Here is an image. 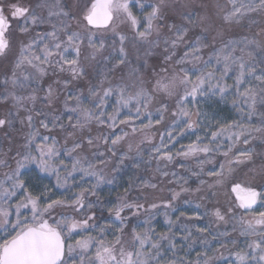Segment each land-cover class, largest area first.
Listing matches in <instances>:
<instances>
[{"label": "snow or ice", "instance_id": "6c2138e0", "mask_svg": "<svg viewBox=\"0 0 264 264\" xmlns=\"http://www.w3.org/2000/svg\"><path fill=\"white\" fill-rule=\"evenodd\" d=\"M228 3L231 8L223 10V24H239L246 13H264V0ZM134 7L143 12L145 4L143 0L0 2V59L6 61L0 72V107L5 108L0 115V167L8 168L0 175V264H217L220 260L264 264V211L254 207L264 208V183L250 184L234 172L237 165L252 158L251 151L237 145H248L253 133L264 134V113L259 127L245 123L243 116L247 109L251 120L257 104L264 106V68L257 74L244 59L246 50L260 43L246 37L225 41L219 29L210 35L213 24L208 23V15L195 18L193 11L183 10L187 5L180 0H157L143 16L135 14ZM13 36L19 47L9 58ZM129 44L137 61L143 48L144 75H139L141 67H130ZM205 49L207 59L202 56ZM125 67L130 69L131 84L123 76L117 78L120 83L109 79ZM149 69L151 77L146 82ZM97 77L98 82L93 83ZM228 79L233 83L228 84ZM85 80L87 95L69 87ZM230 93L233 106L242 115L219 126L203 124L202 113L186 105L187 97L195 104L197 97L224 100ZM113 97L112 111H108ZM142 117L148 123L138 127L136 121ZM155 125L165 129L159 133L158 144L147 134ZM94 129H100L99 133ZM199 129L203 135L173 151L178 137ZM137 134L151 147L162 178L170 173L159 164L166 168L174 161L188 175L171 172L174 179L168 183L177 184L179 190L169 189L170 196L157 202H149L146 193L131 196L130 186L110 206L102 203L98 190L115 180L107 177L104 168L117 156V145ZM124 159L121 155V164ZM191 160L196 161V168L181 162ZM117 170L114 166L113 171ZM204 175L213 178L209 188L224 189L227 208L217 204L203 214L193 211L189 215L180 210L178 202L182 194L201 191L206 184ZM197 181L196 188L186 187ZM85 182L90 186H83ZM146 187L156 189L158 185ZM201 206L196 204V209ZM105 208L107 217L103 216ZM237 209L245 215L237 218ZM176 212L179 215L172 219ZM142 215V221L132 224ZM159 215L167 231H156L153 221ZM205 216L213 218L205 226L182 223V218L199 221ZM229 218L236 221L231 233L245 237L246 247L230 250L225 256L220 249H226L229 242L238 247L231 233L218 227L227 225ZM213 241L220 245L214 255L204 251L197 252L195 260L185 259L194 246L207 249ZM181 251L183 256L178 255Z\"/></svg>", "mask_w": 264, "mask_h": 264}, {"label": "rangeland", "instance_id": "374dc122", "mask_svg": "<svg viewBox=\"0 0 264 264\" xmlns=\"http://www.w3.org/2000/svg\"><path fill=\"white\" fill-rule=\"evenodd\" d=\"M0 2L7 4L9 2H12V0H0ZM19 2L28 5V4H35L36 0H19ZM134 2V0H133ZM145 4L144 11L141 12L138 7H134L132 10L135 14L143 16L146 12L150 11V5L157 2V0H143ZM180 3L187 5L186 8H184V11H193L195 14V18H198L200 15L207 14L209 17L208 23L213 24V30L211 31L210 35L216 34V29H219L222 32V39L223 40H240L243 38L248 39H255L260 43L259 47L253 46L246 50L244 54V59L246 62L249 63L250 66L255 67L256 73L260 74L261 69L264 68V64L261 63V61H264V13H246L245 17H243L239 24L232 23V24H223L222 17L224 14L223 10H228L231 8V5L228 3V0H180ZM207 26V25H203ZM43 29L37 28L36 31H42ZM122 31L127 32L129 36L131 37V33L129 32L128 28L125 26H122ZM196 32L200 31V28L198 27ZM13 48L11 52L9 53V58H11L13 55H15L18 51V43L16 42L15 36H13ZM217 44L219 45V39L217 41ZM144 47H147L146 45ZM129 51L132 53L131 55V65L130 67H141L144 63L143 58V48L141 49V59L137 61L136 55H135V49L132 48L131 44H129ZM155 51H162V49H157ZM247 52H251V56L247 55ZM182 54V52L180 53ZM237 55H240V52L237 51ZM208 50L205 49L202 53L203 59L208 58ZM149 62H152V58H148ZM6 64V61L0 59V72L3 71L4 65ZM188 67H191L189 64ZM91 70V69H90ZM129 68L125 67L122 68L121 71L116 72L115 74H110L109 79L113 80L114 83H120V80L117 79L120 76L124 77V82H127L131 84V81L128 78V72ZM159 71V69H157ZM139 75H144V71L142 68V71ZM219 75V73H217ZM151 77V70L149 69L147 71V75L145 76V81L147 82L149 78ZM194 78V77H193ZM99 80V77H97L96 80L93 81V83H97ZM47 83V79L45 80V84ZM228 84H232L233 80L228 79ZM70 88L83 92L84 95H87V87H88V81H82V82H73L72 85L69 86ZM129 90H132L131 88ZM234 89L232 92L234 93ZM63 99V97H61ZM115 99V97L110 99L109 105L107 106L108 111H112V101ZM234 99L233 94H229L224 100H221L219 96H206V97H197L195 104L192 103V98L187 97L186 98V105L187 107L193 111H199L202 113L201 116V122L203 124H211L214 126H219V124H225L230 121H237L241 118L242 113L238 111L237 107H234L232 104V100ZM175 99H172L170 101V104L174 107L175 106ZM39 106V105H38ZM62 105H58V107H61ZM155 107L156 105L152 107L153 114L155 115ZM127 112V110H124ZM5 112L4 107H0V115H3ZM262 113H264V106H261L257 104L256 107V114L251 117V120L247 117V109H245V112L243 113L244 121L245 123H251L252 125H255L257 127L261 124V116ZM123 118V117H121ZM195 118V117H194ZM67 122L65 118V123ZM141 123H148L147 119L142 117L141 120L136 121V125L139 127ZM166 123L169 125L171 124L170 119H167L166 116ZM96 129H94L95 132ZM43 131V130H41ZM107 132L108 130H104ZM130 131V129H128ZM165 131L164 127L162 125H155L154 128L148 130L147 134L152 138L153 143H159V133ZM97 134V133H95ZM196 135H203L202 129L194 130L191 133H186L182 137H178V143L175 144V149L180 148L181 145H187L190 142L194 141L196 139ZM3 136V133L0 132V137ZM21 140V137H17L16 143L19 144ZM144 141V136L141 134H137L136 136H129L125 141L122 142V144L117 145V156L112 158L111 163L106 167V171L104 170L105 174L108 178L115 177L113 184H104L101 186V188L98 190V195L101 197V202L105 203L110 206L111 203L116 202L118 196L124 195V190L126 188H129L131 186V196H137L141 193L148 194V199L154 195L152 192V188L146 187L150 183L145 178H136L135 172L141 171L144 167H148L150 165H155L156 168H158V162L152 158V149L148 145L146 141ZM8 141L4 142V148L5 151L7 150ZM129 145H131V150L129 151ZM264 145V134L262 133H253L252 137L250 138V142L248 145H244L243 143H240L237 145L238 148L247 149L251 151L252 158L251 160H245L243 163L237 165L234 168V172L236 176L240 180L247 181L250 184L259 186L260 184L264 183V148L262 149ZM171 147V145H170ZM261 148V149H259ZM101 151H103V147H101ZM91 153L89 152V155ZM125 155L124 162L120 163V156ZM224 161L223 159L221 160ZM185 163L186 167H192L196 168V161H181ZM12 166H15V162L12 161ZM166 163V162H165ZM226 163V162H225ZM134 164H137L138 167H135ZM118 166L117 171H113V167ZM227 166V164H226ZM34 167V166H29ZM159 167L163 170H166L170 173L169 177L170 180L174 179L171 176V172L175 171L178 173H181L182 175H188V173L185 172L184 169L180 168L178 165L174 166V163L167 164V167L165 168L164 163H160ZM205 167L210 168L212 166L206 165ZM215 167L219 169V164H216ZM7 167H0V175H2L4 172H7ZM22 171H24L22 169ZM208 176L204 175L202 178L205 179ZM53 182H54V178ZM77 179H79V176L77 175ZM195 179V178H194ZM45 183H48V180L45 179ZM180 183H183V181H180ZM199 183V181H197ZM83 186H90L88 182H85ZM229 185V189H230ZM79 189H75V191H78ZM259 190V189H258ZM223 188L218 187L216 192L217 195H213V192L206 193L203 195L204 199H197L198 196L196 194L193 195V199L191 200L192 203L190 204H181L179 206L180 210L187 212L189 215L193 213V211H198L199 213L203 214L205 212L206 208H211L213 205L220 206L222 209L226 210L227 208V202L223 195ZM135 193V194H133ZM61 194V190H57V195ZM69 193L68 195H70ZM165 197V195H164ZM162 198V197H160ZM166 198V197H165ZM93 201H95V197H91ZM234 199V197H233ZM196 204H201V208L196 209ZM256 211H264V208H261L259 205L254 206ZM163 210H161L162 212ZM104 212L107 213V209L105 208ZM179 215V212L172 213V219H175L176 216ZM245 215V213L242 210L237 209L236 210V217H240ZM141 217V216H140ZM144 219V216L142 215V218L139 221H142ZM212 217H203L199 221H187L183 220L182 223L188 224L189 226L196 224L199 226H205L209 223V220H212ZM137 218H134L132 220L133 224H135ZM138 223V221H137ZM236 223L235 220H232L229 218V223L227 225L220 224L218 227L221 231L227 230L231 233V229L233 224ZM153 225L156 228V231L158 232H164L167 231V226L164 224V218L162 215H159L156 217V219L153 221ZM177 228L179 225L176 226ZM195 233V228L193 227L191 229ZM215 231V226L212 229ZM131 228L128 229V233L130 234ZM86 235V234H85ZM231 236L233 239H236L238 241V247H234L230 242L227 245L226 249H220L221 252L224 253L225 256H228L229 251H235L239 250L240 247H246L245 237H240L238 232L231 233ZM75 238H79L78 236ZM111 238V236H109ZM130 238V237H126ZM211 239V237H209ZM177 243H179V237L177 238ZM220 248L219 243L216 241H213L211 246L207 249L200 247L199 245L194 246V248L188 253V255L185 257V259H192L195 260L197 257V252H204L207 251L209 256L214 255V252L216 249ZM178 255L183 256L184 253L181 251L178 253ZM217 264H227L226 260H220L217 262Z\"/></svg>", "mask_w": 264, "mask_h": 264}, {"label": "trees", "instance_id": "16d2710c", "mask_svg": "<svg viewBox=\"0 0 264 264\" xmlns=\"http://www.w3.org/2000/svg\"><path fill=\"white\" fill-rule=\"evenodd\" d=\"M126 27V26H125ZM127 28V27H126ZM89 71L91 72V70L89 69ZM93 82V81H92ZM181 94H183V91H181ZM104 130H107V129H104ZM100 129H96L95 130V133H99ZM264 148V145L262 147V149ZM261 149V148H259ZM220 160H224V158L221 156L219 157ZM174 163V166H176L177 164L175 163V161L173 162ZM106 168V167H105ZM104 168V170L106 171V169ZM136 174V178H145L146 180H148L150 183H155L158 185V187L156 189H153L152 192L154 195H152L150 198H149V202H157L160 197L162 198H165V197H169L170 196V192H169V189H172V188H175L176 190H179V187L177 184L175 183H172V184H169L168 181L170 180V177H167V178H162L161 177V174L160 172L157 171V168L155 167V165H150L148 167H144L141 171H138V172H135ZM194 179V178H193ZM206 181V184L201 186V191H199L198 193H195L196 196H198L197 199L203 197V195H205L206 193H212L213 191H217V188H209L208 187V183H211L213 178H210V177H207L204 179ZM198 185V183H190L189 185H186V187H190V188H196ZM163 188L164 191H160V189ZM135 194V193H133ZM165 195V197H164ZM134 197V196H133ZM193 199V194H182V197L180 199V201L178 202V206H180L181 204H183L184 200H192ZM143 202V201H141ZM163 210V209H161ZM67 211H70V210H67ZM108 213L106 212H103V216L104 217H107ZM97 216H100V212L99 210H97ZM142 218L139 217L135 224H137V221L140 220ZM133 224V222H132ZM132 224L129 225L128 229H130L132 227Z\"/></svg>", "mask_w": 264, "mask_h": 264}]
</instances>
